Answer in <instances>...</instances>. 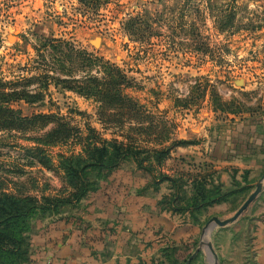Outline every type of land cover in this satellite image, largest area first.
Segmentation results:
<instances>
[{"label":"rangeland","instance_id":"1","mask_svg":"<svg viewBox=\"0 0 264 264\" xmlns=\"http://www.w3.org/2000/svg\"><path fill=\"white\" fill-rule=\"evenodd\" d=\"M0 33V80L24 86L37 78L27 90L44 94L14 103L16 113L0 120H25L20 129L0 126V205L71 199L83 183L90 191L59 214L30 220V258L38 221L118 207L121 196L130 207L158 198L159 209L200 225L206 239L249 229L264 207L263 2L0 0ZM47 73L54 79L45 86L39 77ZM103 147L104 165L129 148L150 170L132 158L110 170L89 166ZM260 180L261 193L238 220L208 234L213 218L232 219ZM202 189L219 200L199 211L203 202L193 197Z\"/></svg>","mask_w":264,"mask_h":264},{"label":"crops","instance_id":"2","mask_svg":"<svg viewBox=\"0 0 264 264\" xmlns=\"http://www.w3.org/2000/svg\"><path fill=\"white\" fill-rule=\"evenodd\" d=\"M157 199L137 198V206L130 207L129 198L121 196L118 207H80L62 219L38 221L29 264H170L167 249H176L178 264H210L200 249L203 242L212 243L218 264H264V207L249 229L226 228L206 239L200 225H185L159 209ZM189 227L193 235L186 233ZM190 242L197 245L194 251L186 250Z\"/></svg>","mask_w":264,"mask_h":264},{"label":"trees","instance_id":"3","mask_svg":"<svg viewBox=\"0 0 264 264\" xmlns=\"http://www.w3.org/2000/svg\"><path fill=\"white\" fill-rule=\"evenodd\" d=\"M3 41V37L0 33V48L3 45ZM52 43V41H47V43H45L43 47L46 49L51 48L53 47ZM71 51L73 54L72 57H76L78 59L83 58L81 60H86L85 57L82 56V53L80 51H75V49L73 48L71 49ZM39 79L45 80L44 84H46L45 86H47L49 82L48 79H54V77H51V75L47 73L44 76H40ZM36 80L38 79H26L24 80V83L26 84L24 86L23 82L21 81L7 83L3 80H0V120H2V117L6 114V112H14V110L10 108V106H12L14 103L24 100L29 105H32L44 100V94H33L27 90L29 84H33V82ZM24 121V119H18L15 116V118L13 119L2 121L0 126L4 129H20V126ZM92 140L97 143L100 139L98 137H95L92 138ZM94 152L98 153V157L95 161V164L89 166H95L101 169L106 168L107 170H110L116 167L119 163L132 158L138 165L139 169L146 171L150 170L149 168L144 167L142 160L139 158L140 153L132 151L129 148L124 150L117 148V161L112 167L111 165H104V163L102 162L103 157L109 153L106 147L100 149L94 148ZM163 178L169 179L168 177ZM88 192H90L88 186L83 183L81 191H79L77 195H72L73 197L71 199L43 198L44 204L29 205L27 207H24L17 203H12L10 207L0 205V264H29L30 243L28 241L27 234L30 231L31 227L30 220L37 215H41L42 217H51L59 214L61 206L72 204L73 201H81L88 194ZM205 193L206 191L204 189L203 192L198 191L197 196L193 197L194 202L198 200H202L203 202L202 204L201 202L198 203L196 210L200 211L204 208L202 206H210L211 203H216L219 200L217 198H215L214 200H209L208 196ZM6 199L11 200L12 198L7 196ZM174 211H179V208L174 209ZM175 252L176 249L164 250V253L167 254L170 259V264H178V260L175 257Z\"/></svg>","mask_w":264,"mask_h":264},{"label":"water","instance_id":"4","mask_svg":"<svg viewBox=\"0 0 264 264\" xmlns=\"http://www.w3.org/2000/svg\"><path fill=\"white\" fill-rule=\"evenodd\" d=\"M262 189H263V180H260L254 193L251 194V196L248 198L245 204L237 211V213L232 217V219L221 221L218 218H213L211 224L207 226L206 232L210 234L215 227L226 228L230 224L237 221L238 218L249 208L250 204L255 201L257 196L261 193ZM200 249H203L208 253L210 264H218L217 255L215 253V250L213 249L211 242L209 243L203 242L200 246Z\"/></svg>","mask_w":264,"mask_h":264}]
</instances>
